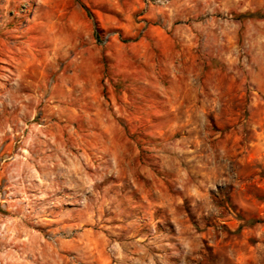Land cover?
<instances>
[{
	"label": "clouds",
	"instance_id": "obj_1",
	"mask_svg": "<svg viewBox=\"0 0 264 264\" xmlns=\"http://www.w3.org/2000/svg\"><path fill=\"white\" fill-rule=\"evenodd\" d=\"M0 264H264V0H0Z\"/></svg>",
	"mask_w": 264,
	"mask_h": 264
},
{
	"label": "rangeland",
	"instance_id": "obj_2",
	"mask_svg": "<svg viewBox=\"0 0 264 264\" xmlns=\"http://www.w3.org/2000/svg\"><path fill=\"white\" fill-rule=\"evenodd\" d=\"M94 14L97 16V22L100 23L101 28L103 29L104 24L103 21L101 20V17L107 16L110 13H106V12H101L98 9L94 10ZM114 19H118V17H113ZM112 100L114 103H118V101H116L115 96H112Z\"/></svg>",
	"mask_w": 264,
	"mask_h": 264
}]
</instances>
